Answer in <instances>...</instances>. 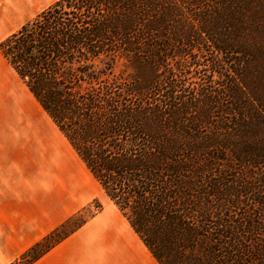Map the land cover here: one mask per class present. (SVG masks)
<instances>
[{
    "label": "trees",
    "instance_id": "trees-1",
    "mask_svg": "<svg viewBox=\"0 0 264 264\" xmlns=\"http://www.w3.org/2000/svg\"><path fill=\"white\" fill-rule=\"evenodd\" d=\"M248 1L54 0L0 40L158 264H264V10Z\"/></svg>",
    "mask_w": 264,
    "mask_h": 264
},
{
    "label": "rangeland",
    "instance_id": "rangeland-1",
    "mask_svg": "<svg viewBox=\"0 0 264 264\" xmlns=\"http://www.w3.org/2000/svg\"><path fill=\"white\" fill-rule=\"evenodd\" d=\"M53 1L0 0V40ZM247 9L251 13L263 11L264 0H249ZM259 23L254 20L250 31L256 32ZM3 100L11 104L19 102L16 103L22 109V121L17 111L4 108ZM5 198L23 204L32 213L41 209L49 215L59 214L64 220L75 213L87 218L99 205L93 216L97 215L123 233L130 256L141 264H156L140 240L130 237L131 230L120 211L0 55V201ZM72 225L68 223L37 251L67 233Z\"/></svg>",
    "mask_w": 264,
    "mask_h": 264
},
{
    "label": "crops",
    "instance_id": "crops-1",
    "mask_svg": "<svg viewBox=\"0 0 264 264\" xmlns=\"http://www.w3.org/2000/svg\"><path fill=\"white\" fill-rule=\"evenodd\" d=\"M63 220L59 214L49 215L41 209L32 213L30 208L9 198L1 200L0 264L13 261ZM128 226L130 237L136 236L140 240L129 223ZM140 243L144 246L141 240ZM128 244L121 231L95 215L32 264H141L130 256Z\"/></svg>",
    "mask_w": 264,
    "mask_h": 264
},
{
    "label": "bare ground",
    "instance_id": "bare-ground-1",
    "mask_svg": "<svg viewBox=\"0 0 264 264\" xmlns=\"http://www.w3.org/2000/svg\"><path fill=\"white\" fill-rule=\"evenodd\" d=\"M24 1L25 0H19V2L20 3H24ZM7 92H8V90H7ZM14 94V93H13ZM19 95V94H18ZM14 98H16V97H14ZM14 101V100H13ZM3 102V104L5 105L4 106V108H8L9 109V111L10 112H14V111H17L18 113H19V115H20V121H22L23 119V112H22V109H21V107L20 108H18V105H17V103L19 104V102L18 101H15V103H12L11 104V102L10 103H7V102H5L4 100L2 101ZM17 102V103H16ZM21 105V104H20ZM25 112V111H24ZM29 114V113H28Z\"/></svg>",
    "mask_w": 264,
    "mask_h": 264
}]
</instances>
